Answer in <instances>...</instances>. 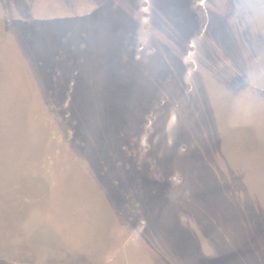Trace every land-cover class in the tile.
I'll return each instance as SVG.
<instances>
[{"label":"rangeland","instance_id":"374dc122","mask_svg":"<svg viewBox=\"0 0 264 264\" xmlns=\"http://www.w3.org/2000/svg\"><path fill=\"white\" fill-rule=\"evenodd\" d=\"M0 264H264V0H0Z\"/></svg>","mask_w":264,"mask_h":264},{"label":"trees","instance_id":"16d2710c","mask_svg":"<svg viewBox=\"0 0 264 264\" xmlns=\"http://www.w3.org/2000/svg\"><path fill=\"white\" fill-rule=\"evenodd\" d=\"M198 11H199V15L203 16V19L201 20V28L204 26L205 22H206V18L204 17V12L202 10V7H198Z\"/></svg>","mask_w":264,"mask_h":264}]
</instances>
